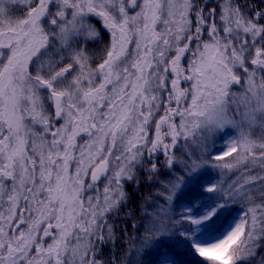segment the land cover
<instances>
[{
	"label": "snow or ice",
	"instance_id": "6c2138e0",
	"mask_svg": "<svg viewBox=\"0 0 264 264\" xmlns=\"http://www.w3.org/2000/svg\"><path fill=\"white\" fill-rule=\"evenodd\" d=\"M141 184L168 207L145 196L106 259ZM178 245L264 264V0H0V264H184Z\"/></svg>",
	"mask_w": 264,
	"mask_h": 264
},
{
	"label": "rangeland",
	"instance_id": "374dc122",
	"mask_svg": "<svg viewBox=\"0 0 264 264\" xmlns=\"http://www.w3.org/2000/svg\"><path fill=\"white\" fill-rule=\"evenodd\" d=\"M96 26H97V28L100 27L99 24H97ZM107 39H108L107 35L104 34V35H103V40H104L105 42H107ZM99 46H100V45H98V44H92V43H90V44L88 45L89 49H93V50H94V49H98ZM233 90H234V91H239L238 88L233 89ZM259 132H260V130L257 128V129L254 131L253 136L255 137V136L259 135ZM233 134H235V133H233ZM219 146H220V145H219V143H218V144H217V148H219ZM207 182H208V180L205 179V183H207ZM101 187H102V186H101ZM125 187H126V190H127L128 193H129V185H126ZM160 190L163 191L162 188H161ZM150 192H151V194H152V201H153V202L158 203V204L164 206L165 208L168 207V205L165 203V201H164V199H163L162 197H157V196L155 195V186H152V185H151V190H150ZM147 195H149V194H147ZM147 195H145V196H147ZM145 196H144V197H145ZM144 197L140 200V206H141V208H140L139 210L136 211L137 214H136L135 217H134V221H133V223H134V222L137 223V224L142 223V206H143L144 208H147L148 212H150V213L156 211V209L153 207L152 202H149V203H147V204L144 203ZM169 210H170V212L172 213L174 219H178V218H179V214H180V212H181V207L179 206L178 202H174V203H173V206H172ZM118 221H119L118 219H115V220H112V221H111V222L114 224V227L118 224ZM133 223H132V224H133ZM179 227H180V225H176V228H177V229H178ZM174 230H175V229H174ZM115 232H116V233L119 232V231L117 230V228H115ZM129 232H130V236H138V235H141V234H142V229L138 232V231H136L135 229H133V228H132V225H131V228L129 229ZM213 242H218V241H213ZM137 243H138V241H137ZM127 246H128V242L125 244V247L121 250V253L119 254V256H123V255H124V253H125V249L127 248ZM112 247H113V245L109 244V245L105 246V248H103V255H104V258L107 259V257L110 255V252H109V251H110V249H112ZM183 248H184L183 245H178L177 250L180 251V250L183 249ZM262 254H264V248H262V252H261L260 255H262ZM144 259H145V261H148V260L152 259V257L146 255V256L144 257ZM181 259H182V261L184 262V264H187V263L184 261L183 258H181Z\"/></svg>",
	"mask_w": 264,
	"mask_h": 264
},
{
	"label": "trees",
	"instance_id": "16d2710c",
	"mask_svg": "<svg viewBox=\"0 0 264 264\" xmlns=\"http://www.w3.org/2000/svg\"><path fill=\"white\" fill-rule=\"evenodd\" d=\"M150 190H151V185H148V184H141L139 190H135L134 186H129V193L131 196V200L128 204V209L134 210V208H136V210H137L138 209V197L149 194ZM128 209H124L120 213V216H123L124 213L128 211ZM136 210H134V214L130 219H127V220L121 219V221H120L121 225L118 228L121 233L120 232L116 233L117 238H116L115 246L112 247V249H110V251H109L110 255L107 258H110L113 254L119 256V254L121 253V250L125 247L124 243L126 242V239H129V237L127 238V231H128V229H130V227L134 221V217L136 215ZM124 229H127V231H123ZM206 246H208V245H206ZM180 252L185 253V249L184 248L181 249ZM261 252H262V248H260L258 250L257 255L259 256L261 254ZM181 258H183L187 264H200V261L204 259L202 257L192 256V255H188L186 253L183 254L181 256ZM238 264H249V262L240 261V262H238ZM250 264H255V260L250 261Z\"/></svg>",
	"mask_w": 264,
	"mask_h": 264
},
{
	"label": "bare ground",
	"instance_id": "6f19581e",
	"mask_svg": "<svg viewBox=\"0 0 264 264\" xmlns=\"http://www.w3.org/2000/svg\"><path fill=\"white\" fill-rule=\"evenodd\" d=\"M134 210H136V208H134Z\"/></svg>",
	"mask_w": 264,
	"mask_h": 264
}]
</instances>
